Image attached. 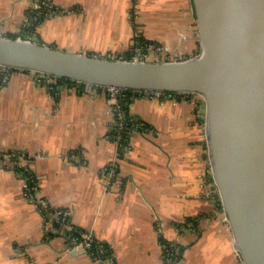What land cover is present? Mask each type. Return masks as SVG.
<instances>
[{"label": "crops", "instance_id": "0c3cea01", "mask_svg": "<svg viewBox=\"0 0 264 264\" xmlns=\"http://www.w3.org/2000/svg\"><path fill=\"white\" fill-rule=\"evenodd\" d=\"M48 1L56 12L38 0H0V32L116 58L133 50L138 29L140 40L164 51L197 54L193 0ZM6 73L0 70V153L19 156L0 159V264H97L72 248L77 229L103 244L108 264H168L166 244L174 241L184 248L181 264H242L208 185L213 177L204 174L208 140L192 95L125 92L127 116L143 127L118 143L124 116L121 110L117 124L119 100L108 90L71 91L29 70ZM19 161L46 205L26 194ZM59 209L68 212L66 222Z\"/></svg>", "mask_w": 264, "mask_h": 264}, {"label": "water", "instance_id": "95a60500", "mask_svg": "<svg viewBox=\"0 0 264 264\" xmlns=\"http://www.w3.org/2000/svg\"><path fill=\"white\" fill-rule=\"evenodd\" d=\"M193 4L200 50L185 59L113 58L0 32V66L70 79L84 89L201 95L212 177L235 251L242 264H264V0ZM117 98L126 121L129 104Z\"/></svg>", "mask_w": 264, "mask_h": 264}, {"label": "built area", "instance_id": "2783aa9c", "mask_svg": "<svg viewBox=\"0 0 264 264\" xmlns=\"http://www.w3.org/2000/svg\"><path fill=\"white\" fill-rule=\"evenodd\" d=\"M38 7H46L48 9H50L52 12H56L57 9L54 6L53 3L49 2L48 0H38ZM0 70L2 72H7V76L9 75V73L11 72V70H13V68H8L5 66H0ZM41 77H44L43 75L39 74ZM67 81V82H66ZM65 84L68 85H72L74 90H78L80 87H82L83 90L86 91H90L91 89L85 88L84 86H82L79 82L77 81H71L69 82L68 80L64 81ZM53 87V86H52ZM106 90H108L112 96H117L118 93L120 94H124L126 92V89L124 88H119V87H112V86H108V87H102ZM136 92H141L144 95L150 96V95H157V96H163L165 95V97L171 98L174 97L173 93L171 92H151V93H147L145 91H140V90H134ZM188 96H197L199 102H202L203 97L201 95L198 94H186ZM185 95V96H186ZM120 118H121V112H120ZM118 124V123H117ZM118 143H122L121 140H118ZM19 156L16 152H9V153H0V159L2 158H8V157H17ZM75 157V155H73ZM77 157V156H76ZM75 157V158H76ZM209 159V164L207 167H205V171L204 174L208 175H212V166H211V162H210V155L208 156ZM16 168L19 170V172L22 175V179L24 180V187H25V191L26 194L32 198L34 201H40L42 205H46L47 203L42 199L39 198L38 196H36V192L38 191V185L36 184V181L31 182L29 180V178H32L29 176V178H25V167L24 164L22 163V161H19L16 163ZM116 168H117V164H113L112 166H109L108 169H106V173H105V177L110 180V178L115 174L116 172ZM24 169V171H23ZM216 187V185H215ZM217 196H218V190L217 187L215 189ZM60 218L61 221L66 222V220L68 219V212H66L64 209H59L56 212ZM97 247H95V246ZM179 247L178 243L174 242H168L166 244V248H165V253H166V260L168 264H181V260L179 259L178 255H176V250ZM74 250L79 249L80 251H85L89 254H91L93 256V258L95 259V261L97 262V264H108V262H112V260L107 257L106 255V250L103 246V244L97 243L94 236L90 233L87 232L83 229H77L75 234H74V245L72 247Z\"/></svg>", "mask_w": 264, "mask_h": 264}, {"label": "rangeland", "instance_id": "374dc122", "mask_svg": "<svg viewBox=\"0 0 264 264\" xmlns=\"http://www.w3.org/2000/svg\"><path fill=\"white\" fill-rule=\"evenodd\" d=\"M131 15H133V12H131ZM133 17V16H131ZM139 30L136 29L135 30V33H134V38H133V50L132 51H127V52H120V53H116V58H122V59H137V58H144L146 60H179V59H183L184 55L183 54H180V53H177V52H173V53H169L166 51L163 50L164 46H162L161 44H157V43H152L150 41H145V40H140L141 38V35L139 34L138 32ZM150 49L154 50V51H161L162 52V55L161 56H157V55H153L152 51L150 52ZM165 49V48H164ZM200 50V44H199V47H198V50L196 48L195 52L194 53H198ZM198 51V52H196ZM131 52L133 53L131 58H127L128 57V53ZM110 57L111 56H115V54H109ZM108 55V56H109ZM53 78V77H52ZM54 79V78H53ZM55 80V79H54ZM61 83L64 82V80H60ZM60 83V84H61ZM51 90H54V86L52 87V85L50 86ZM66 89H69L71 91H78V90H74L73 89V86L70 84L68 85L67 87H65ZM102 88V87H101ZM115 98V96H113ZM163 98L165 97V95L162 96ZM196 102L198 103L199 100H198V97L197 96H194L193 97ZM173 99V97H172ZM119 103V102H118ZM117 103V104H118ZM116 104V122L118 124L121 123V118H120V112H121V108ZM201 103L199 102V105ZM120 105V104H119ZM200 125H202V129L205 131L206 133V127H205V120H201L200 121ZM206 139H207V135L204 136V141L206 142ZM6 153H9V152H6ZM207 162L209 164V159L207 158ZM208 175V173H207ZM33 179V178H32ZM209 187L211 186V191L213 190V193L216 192L215 189V185L213 184V182H209L208 183Z\"/></svg>", "mask_w": 264, "mask_h": 264}, {"label": "trees", "instance_id": "16d2710c", "mask_svg": "<svg viewBox=\"0 0 264 264\" xmlns=\"http://www.w3.org/2000/svg\"><path fill=\"white\" fill-rule=\"evenodd\" d=\"M131 56H132V53L131 52H129L128 53V57L127 58H131ZM17 68H13V70H16ZM60 80H68L69 82H71L72 80H70V79H66V78H61ZM59 80V81H60ZM128 91H130V89H126V92H128ZM172 93V92H171ZM128 94V93H127ZM173 95H174V97H183V96H185L186 94H180V93H177V92H173ZM141 121L142 120H140L139 119V117H136V116H133V117H131V116H128V118H127V120L125 121L124 120V122H125V125H124V129H125V132L123 133V137L121 138V141L124 143L125 142V140H126V138H130V136H131V134H132V132L134 131V130H136V129H142V127L143 126H140L141 125ZM23 171H24V169H23ZM25 178H29V176H28V174L27 173H25ZM29 180L31 181V182H33V181H35V180H33L32 178H29ZM33 180V181H32ZM219 204V207H222V204H221V202L219 201L218 202ZM95 246V245H94ZM95 247H97V246H95ZM183 251H184V248L182 247V246H180L179 245V247L177 248V250H176V255H178V257H179V259L181 260V258H182V256H183Z\"/></svg>", "mask_w": 264, "mask_h": 264}, {"label": "bare ground", "instance_id": "6f19581e", "mask_svg": "<svg viewBox=\"0 0 264 264\" xmlns=\"http://www.w3.org/2000/svg\"><path fill=\"white\" fill-rule=\"evenodd\" d=\"M51 77H56V76H53V75H52V76H50V77H46V78L48 79V78H51ZM44 78H45V77H44ZM56 78H58V77H56ZM60 78H62V77H60ZM112 87H114V86H112ZM94 89H95V88H92L91 90H94ZM111 95H112V94H111Z\"/></svg>", "mask_w": 264, "mask_h": 264}, {"label": "flooded vegetation", "instance_id": "af4514ba", "mask_svg": "<svg viewBox=\"0 0 264 264\" xmlns=\"http://www.w3.org/2000/svg\"><path fill=\"white\" fill-rule=\"evenodd\" d=\"M52 78V77H51ZM53 78H56V77H53ZM56 79H61V78H56ZM67 82V81H66Z\"/></svg>", "mask_w": 264, "mask_h": 264}]
</instances>
